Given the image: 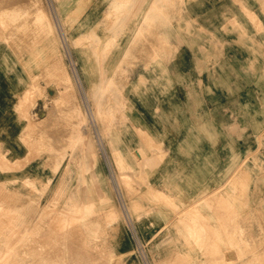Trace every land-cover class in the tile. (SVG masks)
I'll list each match as a JSON object with an SVG mask.
<instances>
[{"label":"rangeland","instance_id":"374dc122","mask_svg":"<svg viewBox=\"0 0 264 264\" xmlns=\"http://www.w3.org/2000/svg\"><path fill=\"white\" fill-rule=\"evenodd\" d=\"M36 1L0 0V150L14 158L11 168L0 166V254L6 255L0 264H264V95L249 110L244 94L251 85L264 93V0H161L156 11H146V0H120L115 30L105 23L114 11L101 21L114 0H43L54 33L35 19ZM150 19L151 26L130 40L131 27ZM62 63L74 81L72 101L89 117L87 138L70 145L77 120L60 107L42 133L22 139L26 119L16 109L19 94L31 79L36 82L35 99L22 109L32 122L46 117ZM181 85L206 91L195 100L181 95L191 97L177 111L180 117L187 111L190 128L211 145L214 113L221 111V175L210 185L182 173L183 148L174 163L157 132L146 129L153 134L150 143L136 124L139 99H169L168 89ZM214 97L220 98L217 106ZM157 115L166 123L174 116ZM169 125L162 129H182ZM89 142L93 153L85 155ZM28 177L35 181L25 185ZM153 188L165 196L156 197ZM47 204L40 216L39 206ZM62 210L68 211L67 230L59 225Z\"/></svg>","mask_w":264,"mask_h":264},{"label":"bare ground","instance_id":"6f19581e","mask_svg":"<svg viewBox=\"0 0 264 264\" xmlns=\"http://www.w3.org/2000/svg\"><path fill=\"white\" fill-rule=\"evenodd\" d=\"M38 1V3L40 4V6L37 8V14H36V20L38 21V23H40L41 25H44V26H46L47 27V29H48V31L49 32H52V33H54V27H55V25H54V23L52 22V20H51V18L52 17H50V15H49V13H48V11H47V9H46V6H45V4H44V1L43 0H37ZM36 1V2H37ZM124 1V0H123ZM139 1V0H138ZM138 1H136V2H138ZM161 0H146V5H147V7H146V11H156V10H158V8H159V2H160ZM263 1V0H262ZM107 2V1H106ZM71 3V2H70ZM123 3V2H122ZM125 3H126V1H125ZM104 4H105V2H104ZM113 4H114V6H113ZM137 4V3H136ZM119 5H120V0L118 1V0H116V3H115V0L113 1V3H108V6H107V8H106V10H105V12H104V15H103V17H102V19H101V21H103L104 19H106L107 18V15H109L110 13H112L113 11H114V13H115V15H114V13H113V15H114V17L112 18L110 15V18H112V21H110L109 23L108 22H105V23H107L108 24V28H110V29H112V30H115V28H118V24H120V18H119V15L120 14H118V13H120V10L122 9H120L119 10ZM103 6V5H102ZM135 6V5H134ZM140 6H142V5H140ZM113 7L115 8L114 10H113ZM132 9H134V7L132 8ZM165 9V8H164ZM163 9V10H164ZM243 9V8H242ZM131 10V9H130ZM160 10V9H159ZM139 10H137V12H138ZM51 12V11H50ZM132 12V11H131ZM136 12V13H137ZM160 12V11H159ZM252 12V11H251ZM16 13V12H15ZM52 13V12H51ZM164 13H165V11H164ZM250 13V12H249ZM122 14H124V12L122 13L121 12V15ZM135 14V13H134ZM157 14V13H156ZM161 14L164 16V14L162 13V11H161ZM166 14V13H165ZM253 14V13H252ZM168 15V14H167ZM248 15H250V14H248ZM80 16V15H79ZM108 16V17H109ZM128 16H129V14H128ZM251 16V15H250ZM136 17V16H135ZM142 17H143V19L145 18V17H147V14L146 13H143L142 14ZM78 18V17H77ZM128 18V17H127ZM34 19V18H33ZM108 19V18H107ZM106 19V20H107ZM142 19V20H143ZM165 19L167 20V17H166V15H165ZM77 20V19H76ZM141 21V20H140ZM153 22V19H150L148 22H146V23H138V24H135L134 26H132L131 27V39L130 40H132V41H134L138 36H140L142 33H143V29H144V26L145 25H149L150 24V26H151V23ZM62 23V22H61ZM127 23V22H126ZM106 24V25H107ZM256 24V23H255ZM9 25V24H8ZM40 25V26H41ZM63 25V24H62ZM71 26H73V24L71 25ZM43 27V26H42ZM103 27H104V25H103ZM106 26L104 27V28H107ZM122 30V29H121ZM145 30H146V28H145ZM66 33V32H65ZM146 33V32H145ZM113 34V33H112ZM90 35V34H89ZM153 35V33L150 35V36H152ZM156 35V34H155ZM169 35V34H168ZM104 36H105V34H104ZM107 36V35H106ZM115 36H117V35H114V37ZM118 36H119V34H118ZM154 36V35H153ZM164 36H165V34H164ZM38 37V36H37ZM111 37H113V36H111ZM127 37V36H126ZM156 37H158L157 35H156ZM60 38V37H59ZM102 38H104V37H102ZM149 38H151V37H149ZM69 39V38H68ZM112 40H113V38H111ZM144 39V38H143ZM154 39V38H153ZM157 39H159L158 41H160V38H156V40ZM32 40V39H31ZM101 40V39H100ZM168 40V39H167ZM22 40H20V42H21ZM36 41V40H35ZM60 41V40H59ZM77 41H79V40H77ZM76 41V42H77ZM114 41H115V39H114ZM150 41V40H149ZM34 41H32V43H33ZM37 42V41H36ZM88 42V41H87ZM112 42V41H111ZM123 42V41H122ZM143 42V41H142ZM61 43V42H60ZM75 43V42H74ZM113 43H115V42H113ZM129 43V42H128ZM159 43V42H158ZM157 43V44H158ZM99 44H100V42H99ZM111 44V43H110ZM25 45V44H24ZM27 45V44H26ZM32 45V44H31ZM128 45V44H127ZM163 45V44H162ZM161 45V46H162ZM103 46V45H102ZM164 46H165V44H164ZM163 46V48H165ZM109 48H111L110 46H109ZM108 48V49H109ZM96 49H97V47H96ZM151 49V48H150ZM27 51V50H26ZM93 51H94V49H93ZM98 50H96L95 52H97ZM101 51V50H100ZM128 51L129 50H126L125 52H123V54L124 55H127L128 54ZM99 52V51H98ZM150 52H151V50H150ZM152 52H153V50H152ZM131 53V52H130ZM132 55V54H131ZM123 56V55H122ZM121 59V58H120ZM119 60V59H118ZM122 60V59H121ZM124 60H125V57H124ZM124 60H122V61H124ZM64 62V61H63ZM119 62V61H118ZM121 63V62H120ZM119 63V64H120ZM118 65V64H117ZM61 66V74H62V71H63V76L61 77V78H59L60 79V81L58 80V86H57V88H58V94L55 96V97H53L52 98V100H51V104H50V107H49V112H48V115L46 116V117H42V118H39L36 122H32V120H30V118H29V115H28V112H24L25 111V109H24V105L25 104H27L28 103V101L30 100V98H33V100L35 99L33 96L34 95H36L37 93H36V91H37V89L39 88V86H38V84L36 83V82H34L32 79H31V81H30V83L28 84V86L27 87H25L23 90H22V92L19 94V98H18V100H17V102H16V109L17 110H19L20 112H21V115H23L24 116V118L26 119V123H25V125L23 126V129H22V136H23V138L22 139H27V138H29L31 135H35V134H39V133H42V127L44 126V124H45V121H46V119H48L49 117H51L53 114H54V112H55V110L56 109H58V108H65V109H67V111L68 112H73V114L75 115H73V114H71V113H69V114H71L72 116L71 117H76V120H77V128H76V130H75V134H74V138H73V140H72V142H71V146L72 145H74L76 142H78L82 137H83V135L85 136V133L87 132V125H89V117H88V115H87V113H85V112H83L82 110H81V108L79 107V106H75L74 105V103H73V101H72V96L71 95H73V91H74V81H73V79H72V77H71V75H70V73H69V71L67 70V68H66V66H65V64L64 63H62V65H60ZM55 67H57V66H55ZM115 68V67H114ZM57 69H59V68H55V70L57 71ZM112 70H114V69H112ZM111 70V71H112ZM60 71V70H59ZM111 73H113V71L111 72ZM56 75V74H55ZM144 75V74H143ZM56 77V76H55ZM58 77H60V76H58ZM47 79V78H46ZM109 80V79H108ZM107 83V82H106ZM57 84V83H56ZM103 85V81H100V86H102ZM101 91H103V90H101ZM72 93V94H71ZM101 94V93H100ZM95 98H94V101L96 102V104H98V102H99V96H94ZM37 98H40L39 96L37 97ZM75 99V98H74ZM32 101V100H31ZM30 101V102H31ZM83 101V100H82ZM95 105V104H94ZM24 109V111H23V109ZM59 110H61V109H59ZM120 110V109H119ZM26 111H27V109H26ZM66 111V110H65ZM58 112V111H57ZM95 113H97V110H96V112ZM94 113V114H95ZM61 114V113H60ZM96 115V114H95ZM98 115V114H97ZM70 117V116H69ZM50 119V118H49ZM72 119H74V118H72ZM24 120V119H23ZM73 121V120H72ZM46 122H48V121H46ZM74 122H75V120H74ZM51 123V122H50ZM61 126V125H60ZM70 128V127H69ZM65 131V130H64ZM139 131L141 132V134H143V136H144V138L147 140V141H149L150 143H153V134L152 133H150V132H148L146 129H141V128H139ZM21 132V131H20ZM18 133V134H21V133ZM157 134V133H156ZM88 135V134H87ZM21 136V137H22ZM48 136V135H47ZM86 137V136H85ZM87 138V137H86ZM88 139H90V137L88 136ZM85 140H87V139H85ZM91 140V139H90ZM90 140H88V141H90ZM68 141V140H67ZM70 141V140H69ZM84 141V140H83ZM88 141H87V143H88ZM69 143V142H68ZM74 143V144H73ZM90 143V142H89ZM91 143H92V141H91ZM91 143L90 144H87V146H86V148H85V155H92V153H93V146L91 145ZM86 144V143H85ZM161 144V143H160ZM82 146L84 145V144H81ZM2 146V145H1ZM4 146V145H3ZM70 146V147H71ZM73 147V146H72ZM98 147H99V145H98ZM4 148V147H3ZM72 150V149H71ZM254 152V151H253ZM68 154V153H67ZM247 154V153H246ZM13 157V156H12ZM64 157V156H63ZM262 157V156H261ZM86 159L88 158V156L87 157H85ZM88 159H90V158H88ZM248 159V158H247ZM251 159V158H250ZM13 160H14V158L13 159H10L7 155H5V153L3 152V151H1L0 150V166H3V167H5V168H7V169H9V168H11L12 167V162H13ZM91 160V159H90ZM241 162H242V160H240ZM91 162V161H90ZM89 162V163H90ZM88 163V162H87ZM247 163V162H246ZM91 164V163H90ZM89 164V165H90ZM148 165H149V163H147ZM247 165V164H246ZM54 166H55V168H54V170L56 171L57 170V167L59 166V165H55L54 164ZM88 167V166H87ZM238 167V166H237ZM236 167V168H237ZM240 167V166H239ZM90 168V167H89ZM241 168H242V166H241ZM91 170H93L92 168H91ZM54 171V172H55ZM237 171V170H236ZM238 174H240V170L238 169ZM232 172H234V171H232ZM235 176H237V175H235ZM235 176H233L234 177V179L236 178ZM229 178H231V177H229ZM121 179H124V173L122 172V173H120V176H118V180H121ZM237 179V178H236ZM117 180V179H116ZM228 180V179H227ZM231 180V179H230ZM34 178H31V177H28V178H26L25 180H24V183H25V185H30V184H32V183H34ZM231 181H233V180H231ZM228 182H230V181H228ZM235 182V181H234ZM91 183H93L92 185H94V182H91ZM96 183V182H95ZM99 186V185H98ZM220 186H218L217 188H219ZM217 188H215V189H217ZM154 189V188H153ZM215 189L213 190V192L215 191ZM154 190H155V192H154ZM153 190V192H154V194H156V197H157V195H159V197L161 196H165L164 195V193L163 192H161L160 190H156V189H154ZM224 192V191H223ZM115 193V192H114ZM103 195V194H102ZM206 196V195H205ZM218 196V195H217ZM117 197V196H116ZM204 197V196H203ZM205 198V197H204ZM200 200V199H199ZM164 201V200H163ZM80 202V201H79ZM166 202V201H165ZM50 203V202H49ZM75 205H76V202H75ZM91 205V204H90ZM217 205V204H216ZM41 206H43V207H41ZM41 206H39L40 208H41V210L38 212V214L40 215H42V213L44 214L45 212H48L49 211V209H48V207H50V204H47L46 206L45 205H41ZM85 206V205H84ZM190 206H192V205H190ZM81 207V206H80ZM194 207H195V205H194ZM82 208V207H81ZM92 208V207H91ZM193 208V207H192ZM56 209V208H55ZM89 209V208H88ZM57 210V209H56ZM87 210V209H86ZM85 210V211H86ZM215 210H217V209H215ZM36 211H38V210H36ZM54 211V210H53ZM56 212V211H55ZM181 212V211H180ZM60 213H62L63 214V217H62V221H63V223H61L60 222V220H59V225L61 226V224H62V227H64V229L66 228V224L68 223V220H70L69 218H68V211H66V210H62V211H60ZM80 214V213H79ZM79 214H77L76 213V216L77 215H79ZM174 214H176V213H174ZM34 215H35V212H34ZM34 215H33V217H34ZM38 215V216H39ZM40 215V216H41ZM218 215H220V214H218ZM71 217V216H70ZM73 217V216H72ZM83 217V216H82ZM217 217V216H216ZM220 217V216H219ZM61 218V217H60ZM59 218V219H60ZM68 218V219H67ZM34 219V218H33ZM32 219V220H33ZM57 219V218H56ZM55 219V220H56ZM226 219V218H225ZM31 220V221H32ZM35 220V219H34ZM39 220V219H38ZM54 220V221H55ZM76 220V219H75ZM35 221H37V220H35ZM217 221V220H216ZM70 222V221H69ZM74 222V221H73ZM76 222H78V221H76ZM26 223V225L27 224H29V222L27 223V222H25ZM35 223V222H34ZM51 223V222H50ZM202 223V222H201ZM23 224V223H22ZM69 224V223H68ZM218 224V223H217ZM221 224V223H220ZM32 225H34V224H32ZM58 225V226H59ZM219 225V224H218ZM217 225V226H218ZM208 226V225H207ZM225 226V225H224ZM24 227H26V226H23V228ZM27 227H28V225H27ZM29 227H30V225H29ZM210 227V226H209ZM232 227V226H231ZM52 228V227H51ZM48 229V228H47ZM59 229H60V231L62 230V228L60 227V228H58V232H59ZM25 230L27 231L28 230V228L26 229L25 228ZM24 230V231H25ZM65 230H67V229H65ZM215 230V229H214ZM64 231V230H63ZM207 231V230H206ZM28 232V231H27ZM66 232V231H65ZM62 233H63V235H65L66 236V234L64 233V232H61V233H59L61 236H63L62 235ZM215 233V232H214ZM26 234V233H25ZM47 234V233H46ZM57 234V233H56ZM205 234V233H204ZM24 235V234H23ZM27 235V234H26ZM216 235H217V233H216ZM188 236V235H187ZM191 235L189 234V237H190ZM44 237V236H43ZM46 237V236H45ZM64 237V236H63ZM214 237V236H213ZM11 238V237H10ZM16 238L17 237H15V239H14V241L16 240ZM59 238H60V236H59ZM191 238V237H190ZM19 239H21L20 237L18 238V240ZM39 239H40V237H39ZM11 240V239H10ZM18 240H16V241H18ZM22 240V239H21ZM44 240V239H43ZM58 240V239H57ZM62 240V239H61ZM70 240V239H69ZM202 240V239H201ZM15 241V242H16ZM25 241V240H24ZM34 241V240H33ZM33 241L31 242V243H33ZM207 241V240H206ZM14 242V243H15ZM40 242H42V241H40ZM65 242H66V239H65ZM65 242H63L62 241V243H64L65 244ZM70 242V244L72 245V243H71V241H69ZM6 243V242H5ZM30 243V242H29ZM29 243H26V244H28V246H29ZM38 243V242H37ZM37 243H35V244H37ZM43 243V242H42ZM208 243V242H207ZM17 244H21V245H23V243H17ZM25 244V243H24ZM63 244V245H64ZM77 244V243H76ZM16 245V244H15ZM42 245V244H41ZM44 245V244H43ZM68 246H69V243L67 244ZM75 245V244H74ZM73 245V246H74ZM31 247L33 246L34 247V245H30ZM30 246H29V248H30ZM38 246V245H37ZM48 246V245H47ZM24 247V246H23ZM32 247V249H34ZM41 247V246H40ZM66 247V246H65ZM75 247V246H74ZM212 247V246H211ZM16 248V247H15ZM53 248V247H52ZM77 248V247H76ZM208 248H209V246H208ZM12 248H9V249H6L7 251H5L4 250V253H7V254H9V252H10V250H11ZM37 248H36V246H35V249H34V251L36 250ZM41 249V248H40ZM39 248H38V251L40 250ZM45 249V248H44ZM68 249V248H67ZM72 250H75V249H73V248H71ZM26 250V249H25ZM42 250V249H41ZM40 250V253L42 252ZM133 250V249H132ZM33 251V250H32ZM37 251V250H36ZM44 251V250H43ZM46 251V250H45ZM48 251V250H47ZM129 251V250H128ZM74 252V251H73ZM77 252H78V250H77ZM127 252V251H126ZM131 252V251H130ZM64 253H68V251L66 252V250L64 251ZM128 253V252H127ZM38 254V253H37ZM42 254V253H41ZM74 254H76V252H74ZM78 254V253H77ZM76 254V255H77ZM122 254H124V252L122 253ZM2 255H4L3 253H2ZM2 255L0 254V259L2 258ZM45 255L47 256V254L45 253ZM75 255V256H76ZM119 255L120 254H118V257H119ZM253 255V254H252ZM252 255H251V257H252ZM6 256V255H5ZM5 256H3V258H5ZM37 256V258L39 257V255H36ZM45 256V257H46ZM54 256V255H53ZM64 256H65V254H64ZM74 256V255H73ZM78 256H80V255H78ZM254 256V255H253ZM50 257L51 256H48V258L47 259H50ZM59 257V256H58ZM2 258V259H3ZM41 258H44L43 257V255H42V257ZM40 258V259H41ZM71 258H73L72 256H71ZM75 258H77V256L75 257ZM75 258H73V260H75ZM117 258V257H116ZM55 259H56V256H55ZM54 259V260H55ZM80 259H81V257H80ZM96 259V258H95ZM229 259V258H228ZM58 261H59V259H57ZM61 260H62V258H61ZM111 260H112V258H111ZM50 261V260H49ZM78 261V260H77ZM113 261H114V257H113ZM251 261V260H250ZM38 262H40V260L38 261ZM44 262V261H43ZM53 262H55V261H53ZM53 262H52V264H53ZM72 262V261H71ZM91 262V261H90ZM101 262V261H100ZM230 262V261H229ZM51 263V262H50ZM55 263H57V261L55 262ZM61 263V262H60ZM74 263H75V261H74ZM73 263V264H74ZM114 263V262H113ZM39 264V263H38ZM47 264V263H46ZM59 264V263H58ZM66 264H67V262H66ZM68 264H69V261H68ZM72 264V263H71ZM75 264H88V261L87 260H81V261H78V262H76ZM92 264H94V263H92ZM145 264V263H144Z\"/></svg>","mask_w":264,"mask_h":264},{"label":"crops","instance_id":"0c3cea01","mask_svg":"<svg viewBox=\"0 0 264 264\" xmlns=\"http://www.w3.org/2000/svg\"><path fill=\"white\" fill-rule=\"evenodd\" d=\"M168 90H170L169 93L172 95V97L169 99L166 97L165 99L160 98L154 101V98L149 97V104L146 103V97L139 99L138 102L140 105L139 107H137L140 110L139 113L141 115V120L139 121V123L136 124L143 126V129H147L150 132H157V134L161 137V142H163L164 147L167 148L170 154L169 156H171V159L174 163L177 162L176 160H178L180 157L182 158L183 155L182 153H179L178 148H183L185 158H183L182 163L185 164V169L182 173L186 174L189 178L193 180H198L200 184L203 183L205 184V186L206 184L210 185L212 180L214 181L216 179H220L221 175V160L223 154L221 147V136L218 133L220 130L219 128H216V126L219 127L222 124L220 122L221 111L219 110L217 115L216 111L214 113L215 117L212 122V125L215 128V135L214 144L212 143L213 145H211V139L207 138L205 135L196 134V129L190 128L191 126H193L190 122V114L187 111L182 110V116L180 117V113L177 111L179 109L177 106H179L180 103L182 106L185 105L183 99L189 102L191 97L189 96L187 98L181 95L193 94L195 95V100L200 99L199 94L204 93L206 91H203L202 88L199 89V87H186L182 85L179 87H170ZM1 92L2 91L0 89V95L2 94ZM212 92L214 93V95H220L221 93L220 88H214ZM244 94L246 98L245 102L247 104V109L249 110H253V103L259 100L261 95H264L263 91H260L259 86L256 85L248 86ZM1 99L2 97H0V102ZM213 101L215 106L220 104L219 97H214ZM205 111L206 109L203 108L202 112L205 113ZM158 112L161 114L163 113L164 115L170 114L171 116H174L170 118L172 119L170 123H166L165 121H162L160 115H157ZM247 116L248 115H245L246 118ZM230 121L229 125H231ZM169 124L177 125L182 129H162L165 126H170ZM207 124L211 123L205 121L201 122V125ZM212 160L214 164L211 168L212 170H207L206 165L208 163L210 164ZM194 175L197 177H194Z\"/></svg>","mask_w":264,"mask_h":264}]
</instances>
